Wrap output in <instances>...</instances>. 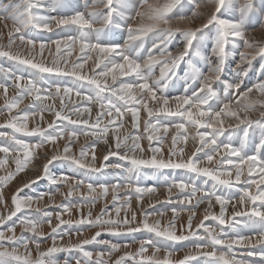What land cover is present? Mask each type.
Masks as SVG:
<instances>
[{"label":"snow or ice","instance_id":"1","mask_svg":"<svg viewBox=\"0 0 264 264\" xmlns=\"http://www.w3.org/2000/svg\"><path fill=\"white\" fill-rule=\"evenodd\" d=\"M62 7L56 0L51 10ZM138 7L139 10L133 0H93L91 5L85 2L83 11L50 16L41 14L49 10L45 0H10L0 4V11L6 13L3 19L7 29V43H0V57L14 62L8 68L0 64L4 77L0 81L4 98L0 114H7L0 129H8L0 131V168L6 171L0 175V207L5 210L0 213V264H61L55 258L60 252L69 253L62 264H110L104 251L94 254L88 246L107 249L111 257L122 247L129 249L131 244L100 239L104 232L113 236L141 232L149 235L139 241L137 251H125L114 264H264V40L256 41L248 35L249 27L259 25L264 30V3L258 14L254 0H140ZM185 9L190 14H185ZM194 18L203 22L198 27H181L191 25ZM8 20L12 21L11 27ZM121 24L127 31L124 44L110 38ZM53 26L60 30L59 38L44 40L40 33H52ZM211 29V56L200 57L194 42L199 43L205 30ZM73 31L77 35H71ZM149 34L155 39L146 50L145 59L142 53ZM177 36L181 39L173 53L170 46ZM3 38L4 33L0 32V40ZM229 45L239 55L233 81L222 79ZM77 46L79 55L72 59ZM240 47L244 50L238 51ZM46 50L50 60L45 59ZM257 58L262 61L259 75L248 86L245 79ZM195 59H203L206 72L195 67ZM182 62L188 67L184 94L172 96L170 87H174L176 70ZM157 65L159 76L154 75ZM128 77H132V82H126ZM189 81L199 82L190 92ZM215 84L222 91H217ZM10 88L15 90L11 96ZM73 94L77 100L69 107L66 100ZM27 97L32 100L22 107ZM56 99L60 100L59 110H54ZM49 100L52 103H45ZM93 108L98 109L94 122ZM252 112H258V116L252 117ZM46 113H54V119L44 126ZM128 115L135 135L120 131L123 118ZM105 119L107 123L101 127ZM30 120H36L31 128ZM227 120L234 123L226 125ZM111 128H115L114 145L107 138ZM144 134L149 142L147 149L142 144ZM81 135L93 139L77 155L74 145ZM169 137L165 154L162 146ZM61 139L66 141L62 149ZM101 139L107 154L102 157L103 163L97 165L96 147ZM189 140L193 151L186 154ZM153 142L160 147H153ZM146 151L151 155L144 158ZM40 157L44 162L39 174L16 189L11 197L14 207L9 210L3 194L5 187ZM111 157H118L119 162L108 163ZM10 161L14 162L11 171L6 167ZM61 165L71 168V174L62 169L52 171ZM145 170L154 174L162 170L183 173L164 179L173 213L167 225L162 223L164 213L150 222L152 213L147 210L131 211L133 195L142 204L144 194L158 191L155 186L141 187ZM42 180L55 186L57 192L60 186H68L65 199L54 205L59 212L33 208V203L45 196L54 199L51 187L45 192L20 195ZM85 187L87 195L79 191ZM121 187L127 188L128 198L120 201L113 197V206L120 205L115 207V218L107 203L95 218L90 209L84 215L85 203L95 204L102 197L106 199L110 188L118 192ZM173 188L179 189L182 197L175 204L170 203ZM197 194L199 198L193 203ZM205 202V214L194 230L197 213L193 209ZM214 203L220 206L218 214L211 211ZM125 205L127 210L121 217ZM73 209L80 218L65 220L64 213L71 216ZM178 209L189 210L186 225L179 228ZM138 215L142 218L138 219ZM54 216L58 223L52 226ZM205 221H215V227ZM45 223L51 229L47 234L42 230ZM17 226L21 227L19 236ZM62 227L75 229L77 236L82 229L98 230L91 238L58 247L57 239L62 241L64 235L71 240L72 233L61 231ZM246 230L259 237L255 242L260 245L258 249L252 237L243 234ZM46 239L52 245L41 251ZM181 243L194 247L195 253L190 250L183 258L173 259L176 246ZM238 245L251 248L246 258L237 259L234 249ZM149 248L154 249L151 255ZM33 249L38 253L35 259ZM161 249L167 250L166 257L157 259Z\"/></svg>","mask_w":264,"mask_h":264},{"label":"rangeland","instance_id":"2","mask_svg":"<svg viewBox=\"0 0 264 264\" xmlns=\"http://www.w3.org/2000/svg\"><path fill=\"white\" fill-rule=\"evenodd\" d=\"M10 2V0H0V4H8ZM85 2H87L88 5H91L93 0H60V3L63 5L62 8H58L56 11L51 10L53 6H55L56 4V0H45L46 5L48 6L49 10L42 12L41 14L43 15H50V16H59L62 13L65 12H71L72 10H79V11H83L85 10ZM134 3L137 4V8L139 10V2L140 0H133ZM157 2V0H149V3H155ZM159 2H163V0H159ZM255 3V8H256V13L258 14L261 8L262 3H264V0H254ZM185 14H190L187 12V9H185ZM6 15L5 12L0 11V32L4 33V38L3 40H0V43H7V29H5V21L3 19V17ZM229 15H231V13H229ZM203 21L199 18H194L191 25H181V27H198ZM117 23H119V21H117ZM133 23H135V21H133ZM7 24L9 27L12 26V21L8 20ZM100 25L97 24L96 27H99ZM60 30L58 28H56L55 26H53V32L52 33H48V32H42L40 33L41 37L44 40H55L57 38H59V34ZM71 35H77L76 32H71ZM248 35L250 37V39H254L256 41H261L264 40V30H262L259 25H257L255 28L249 27L248 29ZM110 38L114 39L116 42L124 44L127 40V31L126 28L124 27L123 24L120 25V27L118 29H115L113 31L112 34H110ZM214 38V29L211 30H205V35L203 38H201L199 43L194 42V50L196 52H198L200 54V57H210L211 56V46H212V40ZM154 36L152 34H149L148 37L145 40V52L142 53L143 58L146 59V50L152 47V44L154 42ZM181 39L180 36L176 37V40L173 42V45L170 46L171 50L173 51V53H175L176 51V47L178 44V41ZM54 47V46H53ZM63 49V46H62ZM243 47H240L238 49V51H243ZM229 51V56L226 60V65H225V72L222 76V79L228 80V81H233L234 80V74L236 72V68H237V64L239 62V55L237 54V50L233 49L231 47V45H229L228 48ZM53 55H55V52L53 51ZM77 55H79V50H78V46H77V50L75 52L72 53V59H75L77 57ZM45 59H51V57L48 56L47 50L45 52ZM187 59V58H186ZM213 62H215V58H213ZM91 63V62H90ZM262 63V61H260L259 58H257L256 60L253 61V68L252 71L249 72V76L245 79V84H247L248 86H251L252 83H255L258 75H259V66ZM0 64H2L5 68L8 67H13L14 62L7 60L3 57H0ZM193 64L195 65V67L197 69H201L203 71H207V65L204 63L203 59H195L193 60ZM99 71V69L97 70ZM159 71H160V65H157L154 69V75L159 76ZM188 71V67L187 64L182 62L179 66V68L176 70V78H174V87H170V95L172 96H176V95H181L184 94V87H185V83H186V78H185V72ZM86 74H88L86 72ZM4 79L3 75L0 74V81H2ZM126 82H132V77H128L125 78ZM111 82V79L109 77V83ZM199 82L196 83H192V82H188V86H189V92L191 91L192 88H196L198 87ZM214 88L217 89V91H222V88L220 85L215 84L213 85ZM14 89L10 88L9 89V96L14 94ZM32 98L31 97H27L25 98L23 105H27L31 102ZM77 98L75 97V95L73 94L70 98V100H66V103L68 104L69 107H71V103L76 101ZM45 103H52L51 100L49 101H45ZM4 104V98H3V93L2 90H0V106H2ZM61 108V104H60V100L56 99L55 100V104H54V110H59ZM81 111H83V109H81ZM97 108H93L92 110V121H95V117L97 115ZM15 112V110H14ZM6 113L5 114H0V124L4 123L5 119H6ZM252 117H256L258 116V112H252L251 113ZM141 117H142V121L145 118V113L141 112ZM72 118L73 119H77V116L75 114H72ZM38 119V118H36ZM54 119V113H46L44 116V120H43V125L46 126L47 123L52 122ZM124 127L120 129L121 133H132L133 135L137 134L134 132L133 127H132V123H131V116H125L124 118ZM36 120H30L29 121V127L31 128L34 124H35ZM107 123V119H105L104 121L101 122V127H103L104 124ZM228 123H234V121L231 120H227L226 121V125ZM141 128H143V122L141 124ZM8 129H0V131H5ZM115 133V128H111L109 133H108V142L111 145H114V140H113V135ZM145 138L142 140V144L143 146L147 149L149 142L146 138L147 134H144ZM23 138V137H21ZM91 139H93V137L88 136L85 137L84 135H81L78 139V141L76 142V144L74 145V151L76 152V154L78 155L79 153V149L84 146L86 143H90ZM66 143L65 140L61 139L59 141L60 147L62 149V147L64 146V144ZM153 147H160V145L156 144L155 142H153L152 144ZM170 146V137L169 140L165 141V143L163 144V148L165 149V154L167 153V150ZM193 151V143L191 140H189L188 142V146L186 149V154H190ZM51 154V153H49ZM107 154V147L104 143V140L101 139L96 147V163L97 165L103 163L102 157L104 155ZM129 155H131V153H129ZM137 155H141L140 153H137ZM151 155L150 151H146L145 153H143L144 158H147L148 156ZM3 158V154L0 153V159ZM44 162V158L40 157L39 159H36L33 164L29 165V168L26 169L24 172L20 173L13 181H11L4 189V197L5 200L7 201V205H8V209L11 210L14 206L12 204V200L11 197L12 195L16 192V189L20 188L23 186V184H25L26 182H28L31 179H34L36 177V175L39 174V170L41 168L42 163ZM119 162V158L118 157H111L110 160L108 161V163L110 164H115ZM127 166V165H125ZM8 170H14V162L10 161L9 165L6 166ZM33 168L35 170H33ZM63 170L65 172H67L68 174H71L72 169L71 168H67L64 167L63 165L59 166V168H53L52 171L54 173L58 172L59 170ZM6 171L4 168H0V175H5ZM175 176H183L182 172H173L172 170H162L159 174H154L153 172L149 171V170H145V174H143L141 176V187H152L155 186L158 191L155 193H147L144 194L143 196V201L142 204L139 201V198L136 197L135 195L132 196L131 199V211H136L138 213H142L144 210H147L148 212L152 213L151 217H150V222L155 221L157 219H160L159 217V213H164L163 216V220L162 223L164 225H167L168 221L170 219L173 218V213L171 212V208L169 206V194L167 192V184L164 183V179L167 177L169 179L175 177ZM234 178V177H233ZM112 183H115V181H112ZM51 187L53 193H54V199H49L47 196H45V198L37 203H33V208L39 206L41 209H45L48 211H51L53 213L59 212L60 209L58 207H55L54 205H59L64 199L65 196L63 194L68 192V186L67 185H62L59 187V191L57 192L55 190V186H50L49 182L47 180H42L40 181L37 185L33 186L32 188L28 189H24V191L22 193H20V195H32L33 193H37V192H45L47 190H49ZM80 192H83L85 195H87V188H83L79 190ZM127 188L125 187H121L119 189L118 192L109 190V193L105 198H101L100 200H98L95 204H84V215L87 216V212L90 209L92 211V216L93 218H95L97 215H100V213L102 212L105 203H107L109 212L112 214V218H115V207H119L120 205H115L113 206V197H116L118 200L120 201H124L128 198L127 195ZM179 189L177 188H173L172 190V194H171V201L170 203L175 204L177 203L180 199H182V197L179 195ZM79 193H76V195H78ZM200 194H197L196 197H193V203L196 202V200L199 198ZM72 199H75V197H73ZM205 208H206V202L202 203L199 205L198 208L193 209L194 211H196L197 215L195 216L194 220H193V229L195 230L196 225L202 220L204 214H205ZM127 210V206L125 205L124 210L121 211V217L124 216L125 211ZM211 211L215 212V213H219L220 211V206L218 203H214L213 207L211 209ZM232 211V208L229 207L228 208V214L230 215ZM5 210L3 207H0V213H4ZM178 212L180 213V217L179 219L176 221L177 227L179 228L180 225H186L187 223V219H188V215H189V210L188 209H178ZM20 214H18L19 216ZM129 216H130V212H129ZM65 220L71 219V220H78L80 218V213L77 212L75 209H73V213L71 214V216H69V214L67 212L64 213V217ZM104 219H107L108 217H103ZM142 216L138 215V219H141ZM14 220L16 219V217L13 218ZM58 223V220L55 218V216L52 219V226H55ZM206 224H212L213 227H215L216 222L215 221H205ZM42 230L44 233H49L50 232V227L45 223L42 225ZM98 229L95 227L92 228H87V229H82L81 233L79 234V236H77L76 230L75 229H67L62 227L61 231H70L72 233L71 235V240L70 237L68 235H64L63 236V240L61 241L60 239H57V246H63V245H67L68 243H77L78 240H82L84 238H91L95 232ZM125 230L123 229V227L121 228V232H124ZM21 234V227L17 226L16 228V235L19 236ZM179 234V233H178ZM245 236H251L252 237V242L255 244L256 240L259 239V237L256 235L255 232L252 231H244L243 233ZM149 235L146 232H141V233H134V234H124V235H120V236H113L107 232H104L102 234V236L100 237V239L103 240H108L111 241L112 243H119L121 245L124 244H131V247L129 249H125V248H121V250L119 252H114L112 253L111 257H109L107 255V249H104L102 247H92V246H88V249L93 251L94 254L96 252L99 251H104L105 252V259H109L110 260V264H114V261L116 259H118L120 256H122L124 254L125 251H137L138 247H139V241L140 240H144V239H148ZM52 245V241L50 239H46L42 244H41V251L46 250L48 247H50ZM255 247L258 249L260 247L259 244H255ZM177 250L174 252L173 254V259H181L184 257V255L186 253H188L190 250L195 253V248L192 247L191 245H189L188 247H185L183 243L179 244L176 246ZM210 250V249H209ZM251 248L249 246H236L234 251L237 253V259L240 258H246L247 256V252L250 251ZM21 252H23L24 250L21 248L20 249ZM154 249L149 248L148 249V254L151 255L153 253ZM166 251L165 249H161V251L159 253L156 254V258L157 259H164L166 257ZM69 255V253L67 252H60L57 253L55 255V258L58 259L61 264L63 262V260ZM38 256V253L33 249L32 251V257L35 259ZM256 264H258V261L256 262Z\"/></svg>","mask_w":264,"mask_h":264}]
</instances>
